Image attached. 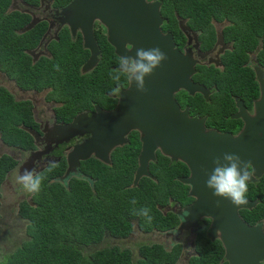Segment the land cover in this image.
I'll list each match as a JSON object with an SVG mask.
<instances>
[{
    "label": "flooded vegetation",
    "instance_id": "1",
    "mask_svg": "<svg viewBox=\"0 0 264 264\" xmlns=\"http://www.w3.org/2000/svg\"><path fill=\"white\" fill-rule=\"evenodd\" d=\"M72 1L8 0L7 7L4 9L5 14L3 12L2 17H0V33L8 37L10 50L17 51V53L20 52L21 56L20 59L0 57L2 59L0 61V92L6 93L7 99H10V103H12L11 108L4 113L5 118L0 121V158H10L14 163L13 167L5 172L4 178L0 183V215L2 219H7V217L15 214L17 219L26 222L19 216L20 207L24 203L33 205L34 194L29 193L27 195L21 185L17 183L18 176L25 169H34L36 173L42 174L45 185L58 184L65 191L71 192L74 185L88 183L93 186V183L96 182V179L91 177L87 171L89 166L96 163L100 167L111 169L113 167V157L116 156V153L124 151L131 145L138 144L136 167L129 185V188H132L133 177L138 167L142 146L141 136L136 131H131L125 137V143L122 146L115 147L108 154L109 164L96 158L93 154L84 161H78L77 165L70 166L68 164L69 154L75 147L83 145L89 136L76 134L67 138L63 133V129L71 125L81 115L90 117L96 109L104 112L113 111L117 107L121 95L114 94L111 91L116 85L108 76V73L118 67L117 60L119 58L115 53V49L107 40L108 29L98 22H94L92 26L96 44L94 49L90 43L86 45L83 42L81 32L77 31L75 37H72L68 26H61L59 16H56V11H60ZM155 1L160 3L162 32L172 36L175 47L179 52H189L192 59L197 62L195 66L196 72L191 80L194 84L202 86L206 90L205 95L195 93L193 96L180 91L174 94V100L181 111L187 110L190 118L205 119L204 127L207 130L235 136L242 129L241 121L233 119L237 112V102H240L248 112H251L252 104L258 98V95L255 98H250L247 103L241 96L232 95L229 90H225L229 95L228 99L232 101V108L230 102L225 105L222 101H218L215 104V110L220 115H223L224 120L229 118L230 121H239L241 123L240 128L236 132L219 131L208 127L211 115H200L197 105H190L189 97L190 99L199 98L202 102L210 104L214 95L217 98L222 96L214 85L206 86L195 80V78L199 75L200 68L213 69L218 73H223L227 61L235 53L240 52L246 55L247 59L243 66L251 69L253 73L254 69L264 71V66L258 58V53L262 50L261 43H258L254 49L247 47L238 48L233 41L228 40L230 33L226 31L235 27L233 20L209 17L207 18L208 23L205 26V31H200V28L192 26L188 19L182 18L178 13H174L172 18L164 17L161 11L163 5L160 0H147L148 3ZM207 19L204 18V20ZM12 21H15L16 24L12 23ZM180 22H183V26L187 29L185 33L179 27ZM30 25L34 28L23 34L22 31L28 29ZM64 40L68 44H77L79 49L84 52L85 57L81 64H76L70 70L59 69L56 71V62L65 48L66 43L64 44ZM22 41H26L25 46H21ZM126 49L129 50L130 47L126 46ZM92 52L94 54L97 52L98 61L93 67L91 65L85 66ZM24 70H26L25 74H23ZM99 71L101 73L99 78H97L96 74ZM79 79L82 81L81 84L76 82ZM68 80H72L73 84L65 88ZM120 83L121 92H123L128 88L129 83L124 78L121 79ZM77 90H82V93L75 96L74 92ZM14 132H20L21 137L26 136L24 146L10 145L7 142V138L5 140L3 137L4 134L7 135ZM159 158L162 159L161 161H166L168 167L174 166V168H179L182 172L187 173H180L184 174V176L176 177L178 183H180L179 179L189 176L185 165L180 162H172L158 150L155 152V159L149 163V170L151 164L153 166L158 165ZM50 161H54L57 165L51 172L47 170ZM151 176L153 177L152 174ZM263 178L264 174L255 183L249 184L260 183ZM143 179L148 178H142L139 184ZM149 180L155 181V178L153 177V179ZM188 191L185 199L181 200L177 195H171L167 200H161L162 203L156 205L160 216L164 218L163 221H168L169 226L167 225L168 227L165 230L152 228L144 232L138 228L137 221H132V229L125 239H115L111 234L105 232L102 240L97 244L98 247L100 244L103 247L102 245L104 244L102 243L108 242L109 239H112V242H116V240H137L139 238L143 240V243L137 245V258H139L138 251L140 248L160 245L168 252H178L175 264H188L190 259L199 256L198 252H202L204 249L210 251L212 248L209 245L207 247L203 246L205 240H209L211 244L219 243L223 251L219 240H211L207 237L210 226V220L208 219L201 218L194 229H182L179 231L180 224L185 216L183 209L193 202V199L188 197ZM8 197L11 198V201H6ZM187 198L191 200H187ZM247 200L251 202L257 201L256 206L250 211L259 204L258 199ZM240 211L239 214L241 216ZM261 221H263L264 230L263 219L253 224H247L254 226ZM111 245L108 247H114L113 243ZM120 247L121 249L130 250V248L122 245ZM130 251L134 257L132 250ZM222 258L220 263H226L224 251ZM261 264H264V261Z\"/></svg>",
    "mask_w": 264,
    "mask_h": 264
},
{
    "label": "trees",
    "instance_id": "2",
    "mask_svg": "<svg viewBox=\"0 0 264 264\" xmlns=\"http://www.w3.org/2000/svg\"><path fill=\"white\" fill-rule=\"evenodd\" d=\"M160 2L163 5L161 11L164 17L172 18L174 13H178L182 18L188 19L192 26L200 28V31H205L209 17L233 20L235 27L226 30L230 33L228 40L233 41L238 48L254 49L261 43L262 50L259 51L258 58L264 66V0ZM7 4L8 0H0V17ZM2 34L0 33V37ZM63 42L66 43L65 40ZM0 57L21 58L20 52L10 50L5 34L0 38ZM84 57V52L77 44L66 43L56 66L61 67L60 70H70L76 64H81ZM246 59L244 53H235L227 61L223 73L213 69H199L195 80L206 86L214 85L222 95L218 98L214 95L210 104L202 102L199 98L189 97L190 105H197L200 115H211L208 127L232 132L240 128L239 121H230L229 118L224 120L223 115L215 110V104L218 101L225 105L230 102L232 108V101L228 99L229 95L225 90H229L232 95L241 96L247 103L250 98L258 95L252 70L243 66ZM101 71L96 74L97 78ZM25 73L26 70L23 71V74ZM76 82L82 83L81 79ZM70 84H73L72 80H68L65 88ZM80 93L82 90L74 92L75 96ZM6 96V93L0 92V121L5 118V111L12 106ZM20 135V132H14L4 134L3 137L5 140L7 138L10 145L24 146L26 136ZM138 150L139 145L135 144L116 153L111 169L100 167L96 163V166H89L87 171L96 179L93 186L80 183L74 185L71 192H67L58 184L47 186L43 183L41 190L33 196V205L24 203L20 207L19 216L27 222L26 229L23 230L24 237L16 238V244H12L9 250H5V243L1 242L0 264H175L178 252H168L160 245L140 248L139 258L135 261L131 251L121 249L120 246L96 249L105 232L115 239H125L132 229V221H137L138 228L144 232L152 228L165 230L169 226L168 221H163L164 218L160 216L156 205L171 195H177L181 200L186 198L188 188L178 183L176 177L187 173L174 166L168 167V163L161 161V158L157 166L150 165L149 172L155 181L143 179L137 188H129ZM13 165L10 158H0V183L5 172ZM133 198L137 201L135 205L130 203ZM246 198L258 199L259 204L252 211H240L244 221L253 224L260 219L264 220V178L260 183L248 185ZM141 207L150 209L153 218L150 223L134 213V209L138 211ZM204 237L206 238L205 235ZM208 245L212 248L210 251L204 249L198 252L199 256L190 259L188 264H221L223 251L220 244H211L209 240H205L203 246ZM91 248H94V252L85 255Z\"/></svg>",
    "mask_w": 264,
    "mask_h": 264
},
{
    "label": "water",
    "instance_id": "3",
    "mask_svg": "<svg viewBox=\"0 0 264 264\" xmlns=\"http://www.w3.org/2000/svg\"><path fill=\"white\" fill-rule=\"evenodd\" d=\"M56 16H59L61 26H68L72 37L77 31L81 32L83 42L90 43L94 49L92 26L98 22L108 29L107 40L119 57H134L136 49L152 47H159L167 56L152 75L145 78L146 92H137L133 82L121 92L113 111L96 109L90 117L81 115L63 129L67 138L76 134L89 136L83 145L75 147L69 154L68 164L77 165L78 161H84L92 154L108 163V154L115 147L122 146L131 131L138 132L142 146L131 187L137 188L142 178L153 179L149 163L155 159L157 150L172 162L182 163L189 176L179 182L188 187V197L193 202L183 209L187 215L183 217L179 231L194 229L201 218L211 217L207 237L219 240L227 264H261L264 261L263 221L250 226L239 214L240 210L250 211L257 201L236 207L227 199L214 197L205 181L214 167L213 159L224 153H234L251 164L249 183H255L263 176L264 71L254 69L258 98L253 102L251 112L237 102L233 119L241 121L242 129L235 136L221 134L207 130L205 119L190 118L187 110L181 111L173 98L180 91L193 96L195 93L205 95L206 90L191 80L197 62L189 52H179L172 36L162 32L160 3L73 0L56 11ZM183 25V22L179 23L185 33L187 29ZM31 26L22 33L32 30L34 27ZM126 46H132V49L127 50ZM96 54L92 52L85 66L93 67L97 63Z\"/></svg>",
    "mask_w": 264,
    "mask_h": 264
},
{
    "label": "clouds",
    "instance_id": "4",
    "mask_svg": "<svg viewBox=\"0 0 264 264\" xmlns=\"http://www.w3.org/2000/svg\"><path fill=\"white\" fill-rule=\"evenodd\" d=\"M129 47L131 50L132 46ZM166 59V54L159 47L138 48L134 57L120 56L117 60L118 67L109 74L110 79L116 85L111 91L114 94H121L120 82L124 78L129 85L135 83L137 92H146L145 78L152 75L153 71ZM56 70H59L58 65ZM212 163L214 167L205 181L206 188L211 190L214 197L227 199L236 207L246 205L248 203L246 195L251 180V164L242 161L234 153H224L222 157L214 158ZM55 167H57L56 163L50 161L47 170L51 172ZM43 179V175L36 173L34 169H25L18 176L17 183L25 192L35 194L41 190ZM130 203L135 205L137 201L133 198ZM217 207H219V201H217ZM134 213L144 217L149 223L153 219L148 207H141L138 211L134 209ZM205 219L212 222L211 217ZM219 233L218 230L216 235L218 236ZM261 234H264V230Z\"/></svg>",
    "mask_w": 264,
    "mask_h": 264
},
{
    "label": "rangeland",
    "instance_id": "5",
    "mask_svg": "<svg viewBox=\"0 0 264 264\" xmlns=\"http://www.w3.org/2000/svg\"><path fill=\"white\" fill-rule=\"evenodd\" d=\"M3 11L5 14V10ZM12 23L16 24L15 21H12ZM21 44H22L21 46H25L26 41H22ZM28 194L29 193H27V195ZM6 201H11V198L8 197ZM26 226H27V222L17 219V216L15 214L11 217H7V219L0 218V233L3 234V236L0 237V244H2L1 242L5 243L3 244L5 250H9L12 244H16V238L24 237L23 230L26 229ZM111 243H113L114 246L122 245L123 247L130 248V250H132L134 254V260H135L138 257L137 256V245L143 243V240L138 238L137 240L136 239L122 240V241L116 240V242H112V239H109L108 242L102 243L104 244L102 245L103 247H101V244L99 245L100 249L98 245H96V249L101 250L103 248H107L108 246H112ZM92 252H94V248L88 249L85 255L92 253Z\"/></svg>",
    "mask_w": 264,
    "mask_h": 264
}]
</instances>
